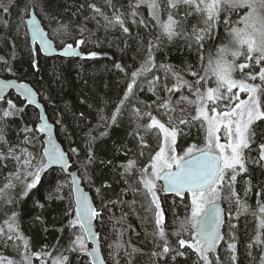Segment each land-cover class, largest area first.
Returning <instances> with one entry per match:
<instances>
[{
  "label": "trees",
  "instance_id": "16d2710c",
  "mask_svg": "<svg viewBox=\"0 0 264 264\" xmlns=\"http://www.w3.org/2000/svg\"><path fill=\"white\" fill-rule=\"evenodd\" d=\"M12 2L13 0H0L4 5ZM112 2L117 7L123 5L121 11L125 13L129 11L127 7L129 0H112ZM89 3L95 4L111 16L112 9L106 6L105 0H51L50 13L57 15V20L51 21L41 7L42 0H22L18 5L13 4L8 13L0 9V57L8 60L13 68V72H7L3 70L4 65L0 64V77L27 82L37 92L47 118L54 126L56 138L68 154L70 169L76 170L79 174L83 187L90 193L97 211L101 213L99 218L94 219V229L98 234L106 264H116V261H119V264H128L129 259L132 264H186L184 257H177L176 261H173L171 255L174 253L163 257L152 255L154 252H161L163 244V240L155 234L157 231L155 213L159 210L154 211L153 204L148 220L135 222L131 220L132 215H130L131 223L128 222V227L124 229L121 228L122 219L116 217L117 221L114 220V212L119 210L126 212L130 207L129 213L132 214L135 212L133 207L142 204L145 208L146 202H150V197L141 183L140 172L149 165L151 156L159 150L161 133L158 129L146 133L140 127L150 123V118L145 115L146 111L163 123L168 124L169 118L180 129H186L184 135L177 137L179 153L192 143L202 144L204 131L199 126L185 127L179 124L180 119H190V114L194 113L193 106L180 99L181 95H188L187 89L174 93L167 92L163 86L166 84L169 88L173 87L175 79L170 74L165 79L164 70L159 68V62L171 65L175 70L181 71L186 79L193 80L194 77L187 75V69L189 66L192 70L201 67L200 53L195 46L187 47L183 40L169 42L161 38L163 42L160 49L153 51L157 67L137 77V84L122 105L116 124L112 125L109 120L110 126L105 125L100 120V115L110 117L124 97L127 84L131 82V72L140 68L145 61L149 41H154L156 38L157 27L147 13L148 9L141 7L139 10L141 16L146 21L149 19L147 27L143 24H134L132 19L128 18L126 21L128 33H124L119 28L105 29L101 17L97 16L100 25L91 19L93 12L87 6ZM81 5L84 7L81 8ZM25 6H28L29 11L34 10L56 48H61L66 43L76 45L75 40L81 38L79 29L85 28L84 38L87 42L79 45L83 56L64 58L58 55L44 56L39 52L35 56L38 67L35 69L30 67L28 49L31 48L35 53L37 46L33 48L28 37L25 43V19L28 16L22 11ZM85 17L89 19L86 20ZM235 18L234 16L233 19ZM5 21L7 27L4 25ZM61 23L69 24L67 31L59 27ZM151 29L154 31L153 34ZM57 31L59 35L56 34ZM218 31L221 36L224 34L222 25ZM218 43L219 40L207 42L203 53L205 58L210 52H215V45ZM91 52L97 55L90 57L88 54ZM116 64H120L125 71L117 69ZM153 76L161 78L154 82V87L150 84ZM144 87L146 88L143 89ZM7 99H11L18 107H23L25 111L23 114L6 119L2 125L6 137L12 146H18L17 153L20 149L27 148L37 157L34 163H39L42 155V133L38 132L35 126L39 118L38 110L34 106L27 105L12 91L5 96V100ZM165 101H170V104L168 107H161ZM3 108H7V104L5 101H0V109ZM25 127L31 129V132H25ZM26 136L32 140L31 144L25 142ZM91 137L95 139L91 140ZM141 137L148 147L141 146ZM90 142L91 148H89ZM73 148L76 152L71 151ZM7 150L8 145L0 143V152L7 153ZM89 155L93 156L91 163L88 162ZM252 155L256 156L257 153L254 151ZM130 160L135 162L136 170L125 173V166ZM0 163L8 165L6 169H0L2 173L0 183H2L7 172L14 171L15 168L9 161H0ZM249 169V173L237 176L234 189L242 202L246 201L248 205L253 206L256 201L254 204L256 206L258 199L264 201V170L252 165H249ZM249 176L251 185L246 183ZM60 184L64 187L57 194L55 190ZM249 187L251 190L246 192ZM257 192L261 193L259 197ZM69 193H71L69 177L59 168H49L41 175V183L27 197H22L16 202L19 231L28 242V250L33 253L41 252L39 258L33 257L35 264L39 260L47 264L55 254L64 252L66 255L65 248L69 246L70 232L77 231L68 227L69 220L73 218L67 215L70 211L69 200L73 202L72 194L69 196ZM49 194L52 195V199H48ZM57 196L64 198L59 199ZM158 197L160 210L164 215L166 238L171 247L178 248V238L189 239L190 236V232H183L182 237L174 235L189 216L190 208L186 205L190 203V199L188 194L184 198L173 194H159ZM221 197L219 202L227 210V217L217 254L220 264H259L261 248H246L256 235L255 229L249 224L248 218L252 216L246 214L240 217L241 212L238 213L236 197L232 196L227 188L224 189ZM126 198L136 201L133 207L128 205ZM4 219L5 217L0 213V225H3ZM232 237H235V240ZM118 243L123 244V247L117 248ZM228 243L236 244L235 262L231 259L233 253L228 250ZM130 246L139 249L131 258L125 255L126 252L131 251ZM21 250V242L4 243V238H0V256H12L16 261L15 264H20ZM183 250L189 251L187 248ZM249 251L251 255L248 254ZM44 253L50 255L45 256ZM67 256L70 264H91L89 257L83 253L67 252ZM3 264L7 262L4 261ZM187 264H191V261H187ZM213 264H215V256H213Z\"/></svg>",
  "mask_w": 264,
  "mask_h": 264
},
{
  "label": "snow or ice",
  "instance_id": "6c2138e0",
  "mask_svg": "<svg viewBox=\"0 0 264 264\" xmlns=\"http://www.w3.org/2000/svg\"><path fill=\"white\" fill-rule=\"evenodd\" d=\"M21 2L22 0H13L9 5L0 3V9L8 13L13 4L18 5ZM105 2L106 6L112 9L111 16L93 3L87 5L93 12L91 19L95 20L97 25H100V20H97L99 16L104 21L105 29L119 28L124 33H128L129 28L126 26L128 18H131L134 24H143L147 27L148 23L145 19H136L140 15V8L146 7L151 20L159 30V35L155 38V42L149 41L147 57L140 68L131 72V82L127 84L125 95L112 115L110 117L100 115L103 124L110 126L109 120L112 125L116 124L122 105L137 84V77L157 67L153 51L163 42L161 37L169 42L183 40L187 47L195 46L200 53L201 67L192 70L189 66L187 69V75L194 77L193 80L186 79L181 71L175 70L171 65L161 64L159 68L164 70L165 79L169 74L175 79L173 87L169 88L166 84L163 86L167 92L174 93L187 89L188 95H181L180 99L193 106L194 113L190 114V119H180L179 124L185 127L199 126L204 131L203 146L191 144L180 154L177 151V137L185 134L183 129L172 125L171 122L169 126H166L150 112L145 113L150 118V123L140 126L146 133L158 129L159 133L163 134L159 150L151 156L149 165L140 172L143 188L150 197L151 204L159 210L155 213L157 227L155 234L163 240L162 251L154 252L152 255L163 257L174 253L171 255L173 261H176L177 257H184L186 264L187 261H191V264H213V256H215V264H220L219 256L215 255L217 243L223 238L219 230L223 221L222 209L218 201L222 198L224 189L227 188L231 195L236 197L238 213L250 214L256 221V235L246 248L260 247L259 264H264V239H262L264 237V201L258 199L256 208L253 210L246 201L242 202L239 199L234 189L237 176L250 172L249 165L264 170V0H135V2L129 0L127 13L121 11L123 5L117 7L112 0H105ZM50 3L51 0H42L41 7L50 21L57 20V15L50 13ZM80 7L83 8L84 5ZM22 11L24 15H31L28 6H25ZM234 16L235 19H233ZM85 19L89 18L85 17ZM29 23L31 38L38 40L40 45L35 53L31 48L28 49L30 67L35 69L38 67L35 56L39 52L48 51L53 44L45 38L43 29L35 17ZM4 25L7 27L6 21ZM221 25L224 33L222 36L218 31ZM59 27L67 31L69 24L61 23ZM85 31L83 27L79 29L81 38L75 40L77 47L87 42L84 38ZM17 34L19 35L18 30ZM56 34L59 35V31ZM24 37L27 43V33ZM216 40H219V43L215 45V52H210L205 58L203 53L207 42ZM62 54L81 55L72 43L63 44ZM88 55L95 57L97 53L91 52ZM0 64L4 65V71L13 72L9 61L3 57H0ZM115 67L125 71L120 64H116ZM160 79L159 76H153L150 84L154 87V82ZM9 88L18 89L29 105L36 103V94L28 85L16 84L12 80L0 81V101H5L7 104V108L0 109L2 112L0 143L8 145L7 153L0 152V161H9L15 168L14 171H8L3 177V182L0 183V213L5 217L3 225L0 226V237L4 238V243L24 241L23 262L32 264V257L27 254L28 242L19 232L16 202L22 197H27L41 183V173L46 167L67 166L68 161L66 153L58 149L50 138L49 147L43 149L39 163H34L37 157L27 148H22L17 153L18 146L10 144L2 125L7 118L23 114L25 109L18 107L11 99L5 100L3 93ZM240 94H244L246 98L241 99ZM169 104L170 101H165L161 107H168ZM137 115L139 116L138 109ZM36 130L46 133L50 131V126L47 121H44ZM24 131L31 132V129L25 127ZM222 136L223 142H221ZM94 139L95 137H91V140ZM25 142L31 144L32 140L26 136ZM141 142L142 147H148L143 137ZM89 148H91V142ZM71 151L76 152V149L73 148ZM254 151L257 153L256 156L252 155ZM92 160L93 156L89 155L88 162L91 163ZM7 167V164L0 163V169ZM135 170V162L130 160L125 166V173ZM157 180L164 181L161 186L164 192H172L182 198L186 194L190 195V203L186 205L190 208V216H187L179 229L174 232L177 237H182L183 232H190V236L189 239L178 238V248L171 247L166 238L164 215L160 210L157 196ZM75 183L73 181V185ZM246 183L251 185L250 176ZM63 187V184L58 185L56 193L58 194ZM250 190L251 187L246 189V192ZM75 191L80 193L78 187ZM260 195L261 193L257 192V197ZM52 198L49 194L48 199ZM57 198L64 197L57 196ZM39 206L43 207V205ZM69 208L67 215L73 218L69 220L68 227L70 230L78 229V231L70 232L69 246L65 248V251L83 253L94 257V264H105V261L100 259L98 250L89 251L85 242L86 239H97L98 234L93 232V220L99 218L101 213L92 205L88 196L82 193L75 197L74 203L71 199L69 200ZM230 227L234 226L230 225ZM232 239L235 240V237ZM116 247H123V244L118 243ZM227 247L233 253L231 259L235 262L236 244L228 243ZM185 248L189 251H184ZM138 251L139 249L131 247V251L126 252L125 255L131 258ZM248 254L252 253L249 251ZM33 255L36 258L41 256L40 253ZM0 264H3V258H0ZM7 264H15V262L9 260ZM52 264H70V260L67 255L61 254L52 259ZM116 264H119V261H116ZM128 264H132L131 259L128 260Z\"/></svg>",
  "mask_w": 264,
  "mask_h": 264
},
{
  "label": "water",
  "instance_id": "95a60500",
  "mask_svg": "<svg viewBox=\"0 0 264 264\" xmlns=\"http://www.w3.org/2000/svg\"><path fill=\"white\" fill-rule=\"evenodd\" d=\"M29 12L31 13V15H28V16L26 17V19H25V29H26L27 37H28V40H29L30 45H31L33 48H34V46H37V48H39L40 45H39L38 40H32V38H31V25H30L29 21H30L33 17H35V18L37 19L38 23L40 24V27L43 29V32H44L45 38L48 39V40H50V41H52V39H51V38L49 37V35L47 34L46 30L44 29L43 25L41 24L39 18H38L37 15L35 14L34 10L31 9ZM52 44H53V46H52L51 49H49L48 51H45V52H41L44 56H56V55H58V56H61V57H64V58H77V57L79 58V57H82V56H83V53L81 52L80 48L77 47V46H73V47H76V50H77L79 53H81V55H79V56H72V55H63V54H62V53H63V47H62V48H56L55 45H54V42H53V41H52ZM4 80H12V81H14L16 84H26V85H28L30 88H32V90L35 92V94H36V95H35L36 103L31 104L30 106H34V107H36L37 110H38V113H39V118H38V121H37V123H36V125H35V126H36V129H37V127H38L41 123H43L44 121H47V123H48L49 126H50V131H49V132L42 133V138H41V141H42V149H41V152H43V149H44V148L49 147V143H48V141H49V138H50V139L52 140V142L55 144V146H56L58 149H60L61 151H63V152L66 153V159H67V161H68L67 166L51 165L50 167H46V168L44 169V172L47 171L49 168H59L60 170H62V172H63L65 175H67V176L69 177V179H70V184H71V194H72L73 203H74L75 197H76L77 195H79V194L82 193V194H85V195L88 196L89 201H90V202L92 203V205L95 207V203H94V201H93V198L91 197L90 193H89V192L83 187V185H82V183H81V178L79 177L78 173H77L76 171L70 169V161H69V158H68V154H67V152L64 150V148H63V146L60 144V142L57 140L56 135H55V129H54V126H53V124L48 120L47 115H46V113H45V110H44L42 104L40 103V101H39V99H38V94H37V92H36V91L34 90V88H33L29 83H27V82L18 81V80H16L15 78H2V77H0V81H4ZM11 91H12L15 95L19 96L22 100H24L23 97L20 95L19 90L16 89V88H9V89H6L5 92L3 93L4 97L7 96ZM24 101H25V103H26L27 105H29L28 102H27L26 100H24ZM41 118H43V120H42ZM45 163H46V158H45ZM44 172H42L41 175H42ZM73 181L76 182L75 185H73ZM159 182L161 183V186L164 184V181H163V180H159ZM76 187H78V188L80 189V193H77V192L75 191V188H76ZM163 192H164V191H163ZM164 193H165V194H175V193H172V192H164ZM218 205H219V207L222 209L221 216H222V221H223V223L221 224L219 230H220V232H221V234H222V236H223V232H222V230H223V226H224L225 215H226V214H225V211H226V210H225V207L223 206V204H222L221 202H218ZM95 208H96V207H95ZM93 232L97 233V232L95 231V229H94V220H93ZM86 240H87V242L90 244V250H89V251H91V250H93V249H97V250H98V254H99L100 259H103V260L105 261V258H104V256H103V253H102V250H101V246H100V242H99L98 237H97V239H86ZM221 241H222V239H221L220 241H218V243H217V248H216V253H215V255L218 254V249H219V246H220V244H221ZM89 259H90L91 264H94V257L89 256ZM105 264H106V262H105Z\"/></svg>",
  "mask_w": 264,
  "mask_h": 264
},
{
  "label": "rangeland",
  "instance_id": "374dc122",
  "mask_svg": "<svg viewBox=\"0 0 264 264\" xmlns=\"http://www.w3.org/2000/svg\"><path fill=\"white\" fill-rule=\"evenodd\" d=\"M134 2H135V0H134ZM146 10H147V8H146ZM147 13H148V11H147ZM147 15V14H146ZM145 17V16H144ZM141 18H143L142 16H141V14H140V16H137V18L136 19H141ZM145 18H148V17H145ZM144 19V18H143ZM149 22V19H148V21H147V23ZM140 25V24H139ZM154 33V31H153V29H151V34H153ZM156 33H157V35H156V37L159 35V30H158V28L156 29ZM224 35V34H223ZM161 38H163V37H161ZM164 39V38H163ZM163 39H162V41H163ZM153 42H155V39H154V41ZM73 46H77V45H73ZM160 46H161V43L158 45V48L157 49H160ZM79 47V46H78ZM62 48V47H61ZM157 49H155V50H157ZM154 50V51H155ZM146 51H148V47H147V50ZM158 60V59H157ZM159 64L161 65V64H163L162 62H159ZM257 71H258V69H256ZM165 74V73H164ZM146 87H144L143 89H145ZM150 89V88H149ZM240 98L241 99H244V98H246L245 97V95L244 94H240ZM147 112V111H146ZM145 112V113H146ZM157 120H159L160 122H161V120L159 119V118H157V117H155ZM169 122H171V124L172 125H175V122L173 121V120H171V119H167V123L168 124H166V123H164L166 126H169ZM161 123H163V122H161ZM179 125V124H178ZM183 132L185 133L186 132V129H184L183 130ZM162 137H163V134L161 133V140H162ZM221 142H223V136L221 137ZM192 144H196V143H192ZM191 145V144H190ZM189 146V145H188ZM187 146V147H188ZM199 146H203V142H202V144H200ZM187 147H185L184 149H186ZM183 149V150H184ZM183 153V151L180 153V154H182ZM69 158V157H68ZM76 171V170H75ZM79 175V174H78ZM136 178H137V176H136ZM139 180V179H138ZM139 182V181H138ZM156 187H157V196H159V194H165L162 190H161V183L159 182V180H157L156 181ZM187 195V194H186ZM92 197V196H91ZM188 197H189V199H190V195H188ZM127 199V198H126ZM190 201V200H189ZM220 201V200H219ZM218 201V202H219ZM144 202V201H143ZM146 202V201H145ZM255 203H256V201H254ZM127 203H128V205H131V207H133L134 206V204L136 203V201H134V200H129V199H127ZM254 203V204H255ZM254 204H253V206H251V208L254 210L255 208H256V206H254ZM151 203L149 202V201H147L146 202V207L144 208V206L142 205V204H140V205H138V206H136V207H133V208H135V212H132V214H130L129 212V209H130V207H128L127 208V211L126 212H122V211H120L119 210V212H114V220L115 221H117V218H120V219H122L121 220V228H127L128 227V224L129 223H131V221H130V215H132V218H131V220H135V222H136V220H140V221H146V220H148V217H149V213L151 212V210H152V207H151ZM154 211H156V208L154 209ZM225 214L227 215V210L225 211ZM246 214L245 213H242L241 212V214H240V217L242 218L243 216H245ZM189 216H190V210H189ZM117 217V218H116ZM249 219V224H251L252 226H253V229H255V225H256V221L254 220V218H252V217H249L248 218ZM123 220H124V222H123ZM129 222V223H128ZM143 224V223H142ZM0 226H2V225H0ZM77 231H78V229H77ZM20 232V231H19ZM21 233V232H20ZM22 234V233H21ZM224 234V233H223ZM24 237V236H23ZM223 237V236H222ZM1 238V237H0ZM25 239V238H24ZM26 240V239H25ZM17 243H20L21 242V245H22V250L20 251V258H21V260H19V263L20 264H24V262H23V255H24V252H25V250H24V241H21V240H17L16 241ZM86 242V245H87V247H88V250H90V244L87 242V240L85 241ZM115 242V241H114ZM114 242H112V247H114ZM220 247V246H219ZM37 253H40L41 254V252H37ZM27 254L29 255V256H31L32 257V264H35L34 263V261H33V257H35L33 254H35V253H33V252H31L30 250H28L27 251ZM61 254H63V255H65L64 254V252H62V253H59V254H55V255H53V257H52V259H54V258H56V257H58V256H60ZM66 255H67V252H66ZM89 257V256H88ZM0 258H3V262L5 261V262H7V261H9V260H11V261H13V262H15L16 263V261H15V259H14V257H12V256H4V255H1L0 256ZM18 262V261H17ZM44 264V263H41L40 262V260L37 262V264ZM47 264H52V260H50Z\"/></svg>",
  "mask_w": 264,
  "mask_h": 264
},
{
  "label": "bare ground",
  "instance_id": "6f19581e",
  "mask_svg": "<svg viewBox=\"0 0 264 264\" xmlns=\"http://www.w3.org/2000/svg\"><path fill=\"white\" fill-rule=\"evenodd\" d=\"M80 48V47H79ZM81 50V49H80ZM82 52V51H81ZM78 58V57H77ZM79 58H81V57H79ZM225 220H226V215H225ZM224 224H225V221H224ZM223 228H224V226H223ZM222 232H223V230H222Z\"/></svg>",
  "mask_w": 264,
  "mask_h": 264
},
{
  "label": "flooded vegetation",
  "instance_id": "af4514ba",
  "mask_svg": "<svg viewBox=\"0 0 264 264\" xmlns=\"http://www.w3.org/2000/svg\"><path fill=\"white\" fill-rule=\"evenodd\" d=\"M173 195H176V194H173ZM157 210V209H156ZM226 217H227V215H226Z\"/></svg>",
  "mask_w": 264,
  "mask_h": 264
}]
</instances>
